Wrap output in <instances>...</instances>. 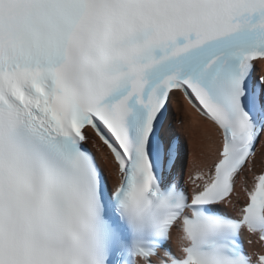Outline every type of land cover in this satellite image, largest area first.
Returning <instances> with one entry per match:
<instances>
[{"label": "snow or ice", "instance_id": "6c2138e0", "mask_svg": "<svg viewBox=\"0 0 264 264\" xmlns=\"http://www.w3.org/2000/svg\"><path fill=\"white\" fill-rule=\"evenodd\" d=\"M257 164L264 0H0V264H264Z\"/></svg>", "mask_w": 264, "mask_h": 264}, {"label": "bare ground", "instance_id": "6f19581e", "mask_svg": "<svg viewBox=\"0 0 264 264\" xmlns=\"http://www.w3.org/2000/svg\"><path fill=\"white\" fill-rule=\"evenodd\" d=\"M173 112L177 115L178 120H183L184 126L180 129L182 133L188 136L189 141V162L192 160V139L193 136H199L205 134L209 129H211V124L206 121L203 117L199 115L188 104L187 100L181 94H177L172 99ZM259 152V148H258ZM264 170V167L257 164L253 170V173H246L247 184L251 182V178L254 174H259Z\"/></svg>", "mask_w": 264, "mask_h": 264}]
</instances>
